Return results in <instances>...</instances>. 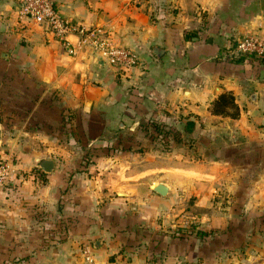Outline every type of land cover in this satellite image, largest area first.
<instances>
[{
	"label": "crops",
	"instance_id": "0c3cea01",
	"mask_svg": "<svg viewBox=\"0 0 264 264\" xmlns=\"http://www.w3.org/2000/svg\"><path fill=\"white\" fill-rule=\"evenodd\" d=\"M14 4L0 1L2 74L24 78L9 91L32 102L21 126L0 128V145L18 134L44 147L6 151L16 158L0 186V264H241L258 251L251 263L264 264L255 241L264 235V64L227 57L243 36L264 40V0H55L64 18L131 51L139 66L127 72L85 46L68 56L45 26L18 20ZM226 93L238 119L211 111ZM178 169V184L154 175ZM224 171L231 183H218ZM222 187L228 215L191 213Z\"/></svg>",
	"mask_w": 264,
	"mask_h": 264
},
{
	"label": "built area",
	"instance_id": "2783aa9c",
	"mask_svg": "<svg viewBox=\"0 0 264 264\" xmlns=\"http://www.w3.org/2000/svg\"><path fill=\"white\" fill-rule=\"evenodd\" d=\"M14 12L18 20L45 26L70 57H75L77 51L85 46L92 55L121 72L139 66L138 59L131 51L111 45L101 31L85 29L64 18L57 10L55 0H15ZM70 37L77 38L76 45L71 43ZM227 57L231 60L254 59L264 64V40L249 35L243 36L236 41ZM12 175V164L0 154V186L6 184ZM86 254L88 251H85ZM89 257L87 256L86 264H96Z\"/></svg>",
	"mask_w": 264,
	"mask_h": 264
},
{
	"label": "rangeland",
	"instance_id": "374dc122",
	"mask_svg": "<svg viewBox=\"0 0 264 264\" xmlns=\"http://www.w3.org/2000/svg\"><path fill=\"white\" fill-rule=\"evenodd\" d=\"M2 65L3 64L0 61V121L3 122V123H0V128L4 129L5 125H9L8 127H10V128H14V127L16 128V127L21 126L20 122L22 121V117L25 116L26 113L31 112V106L30 105L32 102V98L23 97L20 93L15 94L17 96H13L14 92L9 91V90L14 89L17 92H21L22 87H24V85H25V79L20 77V76L14 77V76L2 74L4 72V67H2ZM11 96H13V97H11ZM8 100H9V102H8ZM36 118H37V116H33V118L31 119V124H30L31 127L38 125V123L35 122ZM7 120H9V121H7ZM8 122H11V123H8ZM4 123H5V125H4ZM3 133H5V132L3 131ZM162 136H165V133H162ZM3 137H4V140L2 142V145H0L1 146L0 151H2V153L6 154V155H3V157H4V159H7V161H10L11 164L13 163L12 162L13 159H15L16 157H11V155H9V152H6V151H9V150H7V149H9V145H12V144H18L21 146L29 145L33 148H39V147L43 148L44 147V144L42 141H39L37 139L28 140L27 138L22 139V138H20L21 136H19L18 134L14 139L9 138L8 135H5ZM12 140H14V141H12ZM79 144H80V146L82 145L81 142ZM158 145L163 146V148L165 150V148H166L165 144L159 143ZM168 147H169V144H168ZM216 157H217V159L221 158L220 156H216ZM87 159H89V158H87ZM151 159H154L158 162L165 161V160H162V158H158V157L157 158H151ZM255 159H256V157H255ZM192 160L194 161V165L198 164L199 159L197 157H195V159H192ZM89 161L91 162V159H89ZM255 161H257V160H255ZM81 162L87 163V160L85 159V156L83 157V155L81 156ZM189 165H193V164L191 163ZM213 165L214 164L207 165L208 167L207 166L204 167V165H198V166H203L202 168H204V169H202V170H209L210 169L211 171H213L212 170V168L214 167ZM175 166H178V165H175ZM185 167L188 170L189 169H193L195 171L198 170V168L197 167L194 168V166L185 165ZM180 170L181 169H178V172H173V173L167 174L168 178H165L162 175L156 174V173L154 175L157 178V180L167 181V182L174 185V184H178V182H176L177 180H181L179 177V174H181ZM219 177H220L219 178L220 180L218 181V183L223 182L224 184H227V183H231L234 180V176L230 173V171L222 172L221 174H219ZM196 189L199 191L198 193H200V194H202V192L205 194H208L209 193L208 191L210 190L209 188L205 189L203 187H200L199 184L196 185ZM210 194L214 197L219 196V199H216L215 203H212V202L210 203V205H209L210 209L209 208H203V211H201L200 209H198V207H195L191 211V213L193 215H196V216L204 215L203 218H206V217L209 218V216L207 214L203 213L204 210H207V212L209 213V211L211 212L213 210V208H215V210L212 212L222 213V216L225 214L228 215L230 210L232 209V208H230L231 206L229 205L230 201H231V196H230L231 194H230L229 189L225 188V187H222L219 189L215 188L214 194L213 193H210ZM205 215H207V216H205ZM193 222L194 223H192L191 225H195V226L199 225V223H200L199 218L193 220ZM255 241H256L257 246L264 247V235H262L260 238H257V240H255ZM246 255H247V253L246 254L242 253L239 255V257L243 259V262L241 261V264H245V263L252 264L251 262H254L255 259L259 260L262 257L261 253H259V251H258V254H255L254 252L252 253V255L254 256L255 259L252 258L253 256L251 254L246 259Z\"/></svg>",
	"mask_w": 264,
	"mask_h": 264
},
{
	"label": "trees",
	"instance_id": "16d2710c",
	"mask_svg": "<svg viewBox=\"0 0 264 264\" xmlns=\"http://www.w3.org/2000/svg\"><path fill=\"white\" fill-rule=\"evenodd\" d=\"M211 111L215 115L229 116L232 119H238L240 112L234 103V98L231 94L220 95L213 103Z\"/></svg>",
	"mask_w": 264,
	"mask_h": 264
},
{
	"label": "water",
	"instance_id": "95a60500",
	"mask_svg": "<svg viewBox=\"0 0 264 264\" xmlns=\"http://www.w3.org/2000/svg\"><path fill=\"white\" fill-rule=\"evenodd\" d=\"M153 53L156 57L159 58L163 54V51L159 50V49H154ZM255 98H256V96L254 95L251 98V100H255ZM0 144H1V129H0ZM52 168H53V163L51 161H48V160H42L40 165H39V170L43 173H46V174L50 173L52 171ZM154 191L160 196H165L168 192V189L165 186L160 184V185H156L154 187Z\"/></svg>",
	"mask_w": 264,
	"mask_h": 264
}]
</instances>
